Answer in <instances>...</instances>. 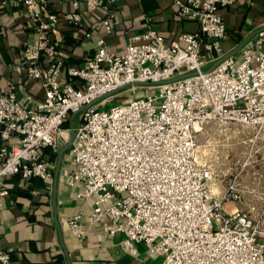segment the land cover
I'll return each mask as SVG.
<instances>
[{
  "label": "built area",
  "instance_id": "built-area-1",
  "mask_svg": "<svg viewBox=\"0 0 264 264\" xmlns=\"http://www.w3.org/2000/svg\"><path fill=\"white\" fill-rule=\"evenodd\" d=\"M18 1L40 37L25 47L26 74L41 81L45 96L22 100L14 84L0 92L2 136L19 137L0 149V197L10 194L6 180L15 175L52 180L43 149L68 140L64 125L80 113L69 184L82 182L78 195L92 200L90 226L107 224L110 233L125 235L128 253L143 244L161 264H264L254 219L227 209L236 196L216 195L211 167L197 160V132L209 121L264 127V28L205 70L227 55L221 9L236 0H173L181 17L199 23L197 32L170 40L148 23L124 52L111 51L101 38L83 65L66 68L50 38L54 25L62 17L79 25L83 7L103 8L110 29L122 0H70L64 15L49 13V0ZM125 91L133 98L117 101ZM83 218L80 212L68 220L78 237L87 231ZM9 262L0 248V263Z\"/></svg>",
  "mask_w": 264,
  "mask_h": 264
},
{
  "label": "crops",
  "instance_id": "crops-1",
  "mask_svg": "<svg viewBox=\"0 0 264 264\" xmlns=\"http://www.w3.org/2000/svg\"><path fill=\"white\" fill-rule=\"evenodd\" d=\"M71 9L70 0H49V13L64 15ZM221 12L227 27L223 41L226 54L264 28V0H236ZM82 14L79 25L62 17L50 31L51 40L59 43L66 68L83 65L101 38L111 51L124 52L130 36L143 31L148 23L170 40L181 32H197L200 28L196 20L180 16L173 0H122L116 6L110 29L104 25L108 17L105 9L83 7ZM35 27L36 21L21 2L0 0V92L14 84L22 100L28 95L35 101L45 96L41 81L26 74L25 47L37 46L40 40ZM214 64L206 67L210 69ZM76 117L77 113L71 114L64 125L68 140L58 149H43L52 180L35 177L26 184L21 175L6 180L10 194L0 197L5 200L0 203V248L10 253L9 264H161L162 258L150 256L143 244H137L136 254L128 253L121 243L125 235L110 233L107 224L89 225L86 216L93 202L78 195L82 182L69 184L76 164L67 144L79 122ZM2 139L0 125V149ZM11 140L17 143L19 137L14 135ZM80 212L87 227L83 237H78L68 223Z\"/></svg>",
  "mask_w": 264,
  "mask_h": 264
},
{
  "label": "rangeland",
  "instance_id": "rangeland-1",
  "mask_svg": "<svg viewBox=\"0 0 264 264\" xmlns=\"http://www.w3.org/2000/svg\"><path fill=\"white\" fill-rule=\"evenodd\" d=\"M133 96L132 92L125 91L115 98L125 101ZM197 146V160L213 171L214 193L236 196L227 209L248 212L264 242V127L209 121L197 132ZM4 202L0 198V203Z\"/></svg>",
  "mask_w": 264,
  "mask_h": 264
},
{
  "label": "water",
  "instance_id": "water-1",
  "mask_svg": "<svg viewBox=\"0 0 264 264\" xmlns=\"http://www.w3.org/2000/svg\"><path fill=\"white\" fill-rule=\"evenodd\" d=\"M242 45H243V43L240 44V45L238 46V48H236V50H234L233 52H231V53L225 55L224 57L220 58V59H219L214 65H213V68H214L217 64H219L222 60H224L226 57H228V56L233 55L234 53H236V52L242 47ZM179 77H181V76H179ZM95 101H97V100H95ZM95 101H94V102H95ZM88 105H89V104H88ZM88 105H85L83 108H86ZM74 137H75V130H73L72 137H71L70 141L68 142L67 147L71 145V143H72Z\"/></svg>",
  "mask_w": 264,
  "mask_h": 264
},
{
  "label": "trees",
  "instance_id": "trees-1",
  "mask_svg": "<svg viewBox=\"0 0 264 264\" xmlns=\"http://www.w3.org/2000/svg\"><path fill=\"white\" fill-rule=\"evenodd\" d=\"M1 130H2V127H1ZM9 144H12V140H11V138L10 139H2V141H1V148L3 147V146H6V145H9ZM47 148V147H46ZM35 177H31V178H29V179H24V178H22L23 179V182L24 183H26V184H28V183H30L33 179H34Z\"/></svg>",
  "mask_w": 264,
  "mask_h": 264
}]
</instances>
